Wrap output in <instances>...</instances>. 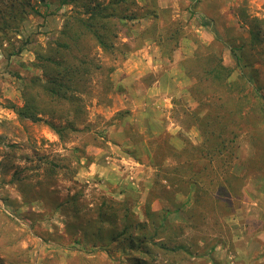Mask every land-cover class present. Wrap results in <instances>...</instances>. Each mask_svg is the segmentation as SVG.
Wrapping results in <instances>:
<instances>
[{
    "label": "rangeland",
    "instance_id": "374dc122",
    "mask_svg": "<svg viewBox=\"0 0 264 264\" xmlns=\"http://www.w3.org/2000/svg\"><path fill=\"white\" fill-rule=\"evenodd\" d=\"M12 1L0 0V28L9 25L4 34L0 30V264H120L121 250L107 254L92 247L77 227L65 226L54 207L75 198L85 212L101 198L122 201L126 196L143 221L153 187L158 196L151 209L169 213L161 238L200 246L193 249L196 257L164 253L159 264H264V117L259 114L257 128L234 141L228 174L235 186L223 199L231 212L221 217L207 209L211 204L197 205L196 230L186 211L179 210L192 203L193 186L177 184L166 169L175 159L164 146L199 148L203 141L190 116L197 105L188 93L193 80L180 65L193 55L195 43L211 46L216 36L234 79L238 68L232 47L242 74L264 96V0H126L117 6L118 18L103 11L114 0H76L61 7V0H47L48 7L39 0ZM93 12L107 15L94 25L108 22L121 51L104 52L92 37L78 36L91 61L84 91L77 94L82 123L61 141L43 123L20 120L10 106H23L21 90L35 105L49 104L33 81L45 80L38 58L67 40L68 32H82L76 18ZM169 27L183 32L171 57L153 40ZM158 80L167 89V106L155 105L160 97L147 93ZM18 170H23L18 177L25 176L22 187L10 182Z\"/></svg>",
    "mask_w": 264,
    "mask_h": 264
},
{
    "label": "trees",
    "instance_id": "16d2710c",
    "mask_svg": "<svg viewBox=\"0 0 264 264\" xmlns=\"http://www.w3.org/2000/svg\"><path fill=\"white\" fill-rule=\"evenodd\" d=\"M9 1L12 5L13 1ZM39 1L41 5L48 7L47 0ZM74 1L76 0H61L60 7ZM125 2L126 0H114L109 6L103 7V11H109L107 14L109 17L118 18L117 6ZM20 3L27 5L31 13L41 15L30 3ZM190 13L204 22L208 20L193 10ZM88 15L86 19L76 18L82 32L78 35L74 31L72 35L68 32L67 40L57 42L45 55L38 58L37 67L45 80L35 77L33 81L39 88L38 94L42 93L44 97L50 99L49 104L45 103L44 107L35 105L21 90L23 106L21 108L10 106L20 120L28 119L34 124L43 123L61 141L67 139L68 131L78 132L77 125L82 123L76 112L79 108L77 94L84 91L83 85L87 80L86 73L89 72L91 61L82 51L84 47L78 36L92 37L96 46L104 52L117 49L112 40L115 36L109 32V23L103 21L98 27L94 25L96 18L106 19L107 15L102 12H93ZM209 25L211 26V23ZM8 26L5 24L1 27V33L4 34ZM182 35L183 32L178 27H169L164 35L156 34L152 38L163 49V53L171 57ZM214 39L211 46L195 43L193 55L180 63L185 74L193 80L188 93L197 105L195 112L190 113V116L193 119L192 125L202 136V144L199 148H193L187 143L182 149L177 150L168 142H164L165 148L172 154L170 159H175L174 164L166 169L170 170L169 172L176 178L177 184H186L188 188L193 186L192 203L190 202L186 209L182 208L186 204L179 207V210L186 211L185 214L193 221V224L196 223L195 219L200 218L197 216L200 213L194 212L195 208H198L197 205L204 208L211 204L207 209L221 217L231 212L229 203L224 202L223 199L227 194H232L230 189L235 186V182L228 174L234 154V141L238 134L252 133L257 128L255 118L259 114L260 117H264L262 103L264 96H261L250 80L242 74L234 49L229 47L235 57L238 72L237 77L231 79L233 70L223 64L222 52L218 46V44L222 46L224 44L216 36ZM117 50L121 51V49ZM20 51L19 48L16 53ZM35 98L39 99L37 96ZM196 113L202 116L198 118ZM70 115L71 119H68ZM46 117L59 122L65 121V124L55 125ZM22 172L23 170L14 172L10 182L22 187L25 176L18 177ZM162 187L157 186L158 190ZM156 191L155 187L150 190V196L145 202V220L143 221L135 217L131 210L134 202L130 203L126 196L122 201L101 198L94 208L85 212L75 198L58 204L54 208H59V212L64 216L65 226L69 224L77 227L78 232L83 233L86 242L92 247L107 254L117 248L121 250L124 258L119 260L120 264H159L161 261L159 256L164 253H168L167 256L181 252L188 258L196 257L193 249L196 251L200 248L198 244L187 246L171 240L167 243L164 238H161L168 226L169 213L162 208L157 211L151 209L152 200L157 199L158 196ZM197 226L194 224V230ZM181 232L178 229L176 235H181ZM213 247H210L207 252H210ZM204 255L206 256L202 253L199 256L204 258Z\"/></svg>",
    "mask_w": 264,
    "mask_h": 264
},
{
    "label": "crops",
    "instance_id": "0c3cea01",
    "mask_svg": "<svg viewBox=\"0 0 264 264\" xmlns=\"http://www.w3.org/2000/svg\"><path fill=\"white\" fill-rule=\"evenodd\" d=\"M156 83H157V86H154L153 88H148L147 93L150 94V93L155 92V94H157V96L160 97V100H161V101H159L160 104H158L159 102H156L155 105L167 106L168 105L167 103L169 100H168L166 95H163L164 92L167 93V91H166L167 89L165 88V86L163 85V82L161 80L156 81ZM169 105H170V103H169Z\"/></svg>",
    "mask_w": 264,
    "mask_h": 264
}]
</instances>
